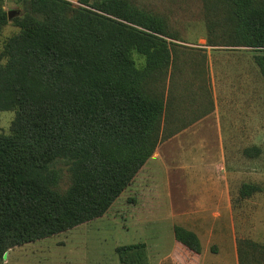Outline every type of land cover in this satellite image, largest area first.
I'll return each mask as SVG.
<instances>
[{
    "label": "trees",
    "instance_id": "trees-1",
    "mask_svg": "<svg viewBox=\"0 0 264 264\" xmlns=\"http://www.w3.org/2000/svg\"><path fill=\"white\" fill-rule=\"evenodd\" d=\"M17 1L21 13L9 19L0 0V35L9 21L18 27L0 47V112L14 111L0 133V264L12 247L106 212L166 136L173 87L204 86L205 56L185 57L190 49L172 40L167 18L136 0ZM204 3L214 32L206 44L254 50L264 79V0ZM187 70L195 80H182ZM257 189L244 182L240 194ZM173 232L201 251L194 232ZM144 247L121 246L138 249L146 264ZM258 247L241 241L239 264Z\"/></svg>",
    "mask_w": 264,
    "mask_h": 264
},
{
    "label": "rangeland",
    "instance_id": "rangeland-1",
    "mask_svg": "<svg viewBox=\"0 0 264 264\" xmlns=\"http://www.w3.org/2000/svg\"><path fill=\"white\" fill-rule=\"evenodd\" d=\"M69 1L73 5L80 4L78 0ZM136 2L141 7L152 9L167 18L171 30L177 37L172 40L190 49L187 50L185 57L195 56L199 60L205 56L202 70L204 68L207 70L209 85L211 90L214 88L216 92L222 113L221 129L225 138L222 143L226 146L233 144L232 149L227 148V151L225 148L228 152L225 155V165L228 169L224 174L228 185L225 191L228 203L220 209L225 213L226 228L219 232L212 221L208 222L207 229L214 233L213 236L208 237V254L214 257L215 263L223 264L222 261H229L231 258L236 260L235 254L238 255L240 242L252 240L260 247L251 251L246 264H264V79L253 57L256 52L243 46L207 45L208 37L213 38L214 32L212 33L206 24L204 0H136ZM2 7L4 10H18V14L21 13L17 0H2ZM17 30L18 27L12 21L4 25L0 35V47L4 39ZM182 47L178 48L182 49ZM184 78L195 80L189 70L184 72L182 80ZM178 88L183 90V95L191 107L197 105L196 101L203 99L199 88L188 86L184 89L182 86ZM239 88L243 93L250 91L251 95H256L255 110L251 104L250 113L246 110V116L242 115L241 128L244 131L241 132L242 139L229 143L226 138L227 134L232 132V127L227 125L228 119L223 114L222 105L227 102L224 100L223 91ZM227 103L229 104L230 101L228 100ZM230 110L233 111L231 107ZM199 111L193 108L188 116L192 117L191 112L195 114ZM13 118V110L0 112V133L9 132ZM213 119L214 117L205 119L184 132L180 137L181 143L177 138L169 142L163 138L158 142L162 144L160 150L166 155L167 164L170 163L175 167L170 168L168 173L165 174L163 168L159 170L153 168L154 162L148 164L144 169L145 174L138 176L137 173L102 215L53 236L12 247L5 252L1 264H144L143 254L139 253L138 249L121 248V246L141 243L136 229V216L132 214L136 213L139 202L146 201L147 206H150L149 202L156 201L155 203H160L158 214L161 213L160 216L164 217L169 207L168 201L177 198L178 191L189 186L190 179L188 176L185 179L184 173L191 164L200 168L218 158L214 153L215 151L218 153V131ZM191 134H194V137H190ZM254 146L259 148V154L255 157L248 156L244 150ZM185 147L187 151L193 152L194 157L184 155ZM184 167L186 170L183 169ZM166 178L169 182L168 190L162 187L159 190L160 197L153 195L151 191L154 184L163 183ZM244 182H255L261 184L263 188L257 195L242 197L240 187ZM149 188L151 189L148 190ZM145 189L147 193L143 194ZM167 192L169 197L166 196ZM205 196L207 197V194ZM157 198L161 199L160 202ZM159 222L156 223L158 229L161 231L168 229L170 223L168 219L162 218ZM190 225L195 226L196 223L192 222ZM153 226L156 227L155 224ZM230 233L231 235L228 236Z\"/></svg>",
    "mask_w": 264,
    "mask_h": 264
},
{
    "label": "crops",
    "instance_id": "crops-1",
    "mask_svg": "<svg viewBox=\"0 0 264 264\" xmlns=\"http://www.w3.org/2000/svg\"><path fill=\"white\" fill-rule=\"evenodd\" d=\"M203 77L202 80L204 86L200 90L201 96L203 97L202 104H197L191 107L188 102H181L178 96L183 94V90L174 88L173 92L175 93V98L172 105L169 107L168 122L163 126L166 134L163 138L168 142L173 141L176 138L180 140V137L184 132L189 131L192 127L201 123L205 119L214 117V125L218 131L217 140L219 141L218 153L215 151L214 153L216 156H214L219 159L217 158L214 161H210L207 165L200 168L195 167L193 163L191 164L187 172L184 173V178L186 179L188 176L190 179L189 186L178 191L177 198L168 201L169 207L166 209V215L164 217L160 216L161 213L158 214L160 203H155L156 201L149 202L150 204L148 205L150 206H147L146 201L137 204L136 213L132 215L136 216V220L134 219L136 221V229L141 238V243L145 246L146 264H220L215 263L214 257L209 256L208 254V237L211 235L213 236L214 234L207 229L208 222L212 221L214 226H217L216 229L219 232L222 231L223 228H226L224 223L225 213L220 209L225 203H228L226 198L227 195L225 194L228 185L226 184L227 181L224 175L228 169V166L225 165V155L228 152L225 151V148L232 149L233 144L230 142L240 141L242 139L241 132H244L241 128L243 125L242 115L246 116V110L250 113L251 104H253L252 107L253 110H255L256 95H251L250 91L248 93H243L240 91V88L238 90L230 89L231 91H228V89L223 91L225 92L224 100L227 102L228 100L230 101L229 104L225 102L222 105L223 114L228 119L227 125L232 127V132L228 133L226 138L227 142L230 144H227L226 146L222 143L225 138L222 136L221 129V108L214 88L211 90V85H209V76L207 75L206 68L203 70ZM212 87H214L213 81ZM185 93H187V91ZM230 107L233 111L230 110ZM193 108H195V110L199 109L200 111L195 114L191 112L192 117H189V111H192ZM241 109H243L242 112ZM190 137H194V134H191ZM200 138L201 140H204L202 137ZM181 141L182 140H180V143ZM161 145V143L157 144L153 154L138 171V176L142 175L147 165L150 163L152 164L153 162V168H156L157 170L163 168L165 174L168 173L170 168H175L173 165L170 163L167 164L165 161L166 155L160 150ZM184 150L186 151L184 153L185 156L194 157L191 150L187 151L186 147ZM183 169L186 170V167ZM253 184L258 186L259 189L253 192L250 197L253 196V194L257 195L260 193L264 186V183L263 186L255 182ZM168 186L169 182L168 178H166V181L163 183H155L151 193L160 197V188L165 187L168 190ZM150 189L151 188L148 190ZM144 191L143 194L147 193L146 189ZM206 194L207 197L205 196ZM166 196L169 197L168 192ZM157 199L159 200L158 202H160L161 199ZM206 204L209 206L207 207ZM162 218L168 219L170 222L168 224V229L163 231L158 229V226L156 225V223ZM192 222H195L196 225H190ZM154 224L156 227L153 226ZM175 225L182 226L196 234L201 244V251L199 253L190 250L176 240L173 232ZM160 226L161 223L159 222V227ZM229 235H231V233L228 234V236ZM235 256L236 260H232L231 258L229 261H222L223 264H239L237 253Z\"/></svg>",
    "mask_w": 264,
    "mask_h": 264
},
{
    "label": "water",
    "instance_id": "water-1",
    "mask_svg": "<svg viewBox=\"0 0 264 264\" xmlns=\"http://www.w3.org/2000/svg\"><path fill=\"white\" fill-rule=\"evenodd\" d=\"M18 11L17 10H8L7 11V16L10 19L12 16H14L15 14H17Z\"/></svg>",
    "mask_w": 264,
    "mask_h": 264
}]
</instances>
